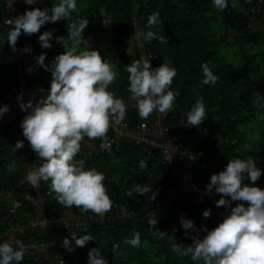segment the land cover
<instances>
[{
  "label": "trees",
  "instance_id": "obj_1",
  "mask_svg": "<svg viewBox=\"0 0 264 264\" xmlns=\"http://www.w3.org/2000/svg\"><path fill=\"white\" fill-rule=\"evenodd\" d=\"M59 2L46 0L38 7ZM76 4L78 11L69 21L43 25L33 48L45 54L46 60L54 51H66L58 38L70 44L68 24L87 19L78 53L97 50L111 66L116 78L108 90L125 102L130 127L136 129L142 120H161L150 131L161 128L157 129L165 134L164 140L182 133L179 179L172 178L171 166L157 147L149 153L148 145L126 138L105 151H97L95 144L81 148L74 160H83L85 169L104 174L107 193L117 206L112 203L110 211L101 217L60 205L56 194L46 191L51 181H41L37 188L26 181L33 163L42 161L30 144L23 142L21 149H15L21 140L13 117L25 112L13 113L11 108L19 102L10 104L8 115L0 117V244L10 243L15 249L16 240L22 241L25 252L20 264H88L93 248L100 249L107 264H203L194 261L191 253L173 252L172 245L186 249L194 244V237L202 240L242 202L217 207L221 194L213 189L210 196L198 195L201 185L206 189L211 176L225 170L230 160L250 157L261 169L255 186L264 189V0H227L228 6L222 11L213 0H76ZM6 13L5 0H0V102L4 90L17 78L7 39L10 28L4 22ZM105 15L110 18L109 25ZM152 15H158L159 22L149 25ZM46 31L53 34L51 48H43L39 41ZM149 31L163 36L166 42L158 38L146 41L138 35ZM89 34L94 38L91 45L85 40ZM141 57L149 59L153 69L166 63L176 70L169 89L176 100L167 114L153 111L147 119L139 117L125 67ZM204 65L218 77L215 84L204 83ZM51 80L44 75L34 79L32 85L39 91L33 106L47 97L50 91L43 87ZM197 101L204 103L206 116L200 125L191 126L186 115ZM149 135L161 139L160 135ZM142 161L146 167H141ZM12 164L15 168L10 170ZM243 183H253L246 173ZM137 185L152 192L129 196L127 193ZM3 189L11 192L9 197L1 193ZM171 191L172 203L158 206L156 201ZM154 193L155 199H151ZM208 209L211 215L205 218L203 212ZM182 218L193 221L195 228L184 229ZM150 220L157 223L150 226ZM72 233L89 234L93 239L77 247ZM136 233L140 234L138 247L125 243ZM65 237L73 251L62 246Z\"/></svg>",
  "mask_w": 264,
  "mask_h": 264
},
{
  "label": "clouds",
  "instance_id": "obj_2",
  "mask_svg": "<svg viewBox=\"0 0 264 264\" xmlns=\"http://www.w3.org/2000/svg\"><path fill=\"white\" fill-rule=\"evenodd\" d=\"M13 2L10 0V4ZM25 3L34 4L36 0H25ZM213 4L221 11L228 6L227 0H213ZM76 11V0H60L53 5L51 15L48 9L37 7L7 19L5 23L13 25L8 31V43L15 51L22 31L28 35L35 34L45 23L61 19L69 21L71 14ZM158 22V15L149 17V25ZM87 25V19L79 18L68 24V40L71 43L62 37L58 38L66 51L56 56L51 65L45 63V54L36 58L40 66L51 71L53 79L46 98H41L35 106L31 101L20 103L22 110L32 109L23 119L21 127L32 150L42 161L27 174L28 184L37 188L41 181H51L49 189L56 194L57 203L67 208L75 206L83 212L91 211L102 217L112 207L103 183L104 174L95 169H85L84 161L74 158L85 137L106 142L110 117L123 120L126 105L123 99L116 98L108 90L116 74L99 51L84 50L78 53ZM52 35V32L46 31L39 36L43 48H51ZM138 35H142L146 41L158 38L161 43L166 42L163 36L157 37L152 31ZM24 51L30 52L31 48H25ZM125 70L129 73L128 90L131 99L136 102L140 118L147 119L153 111L167 114L172 110L176 95L169 89L176 76L174 68L162 63L153 69L150 60L141 57L127 65ZM203 72L205 84L216 83L218 77L207 65L203 66ZM8 110L7 105L0 107V116ZM186 116L188 125H200L206 116L204 103L197 101ZM22 147V140L15 144L16 150ZM141 167H146L143 161ZM13 168L15 164L10 165V170ZM245 173L252 184L243 183ZM260 176L261 169L256 167L250 157L247 160H230L225 170L213 174L206 191L211 194L214 189L217 194H221L216 206H230L231 201L242 203L231 208L230 214L217 227L208 231L202 240L194 237V244L186 249L173 244L172 251L181 255L191 253L194 261L201 260L203 264H264V189L255 186ZM133 192L145 195L151 193L152 189L137 185L127 194L131 196ZM155 195L151 199H155ZM210 215V209L203 212L205 218ZM149 223L154 226L157 220H150ZM181 223L186 230L195 228L189 219L182 218ZM71 238L75 239L77 247H84L93 239L89 234L77 236L76 233H72ZM15 243V249L10 243L0 244V264H20L23 260L25 246L20 240ZM125 243L138 247L140 234L136 233L130 240L126 239ZM62 246L68 251L74 250L68 237L64 238ZM88 264H107L99 248L90 250Z\"/></svg>",
  "mask_w": 264,
  "mask_h": 264
},
{
  "label": "built area",
  "instance_id": "obj_3",
  "mask_svg": "<svg viewBox=\"0 0 264 264\" xmlns=\"http://www.w3.org/2000/svg\"><path fill=\"white\" fill-rule=\"evenodd\" d=\"M45 2L46 0H36V3L34 4H27L25 3V0H14V2L10 4V0H5V8L7 9V13L4 17V22L7 19L18 17L28 10L37 8L39 4H46ZM52 7L53 5L50 4L47 8H44L49 10V15L52 14ZM8 26L9 28L13 27V25ZM42 27L37 33L31 35L25 34L22 31L21 35L17 39L16 50L14 51L12 48V53L17 69V78L13 83L9 85L8 88L4 90V99L0 102V107H3L4 105L9 106L10 104L20 102L24 98H26L34 90V86L32 85L34 79L42 75V73L44 72L45 68L43 66H40L36 60V58L39 57L42 53L39 50L34 49L32 46L34 39L39 35ZM25 48H31V51L25 52ZM29 68H31L32 70L29 71ZM51 83L52 80L43 88L50 91ZM6 115H8V111L2 116ZM26 116V113H19L13 118L16 133L26 145H29L30 143L23 135V129L21 127V123ZM161 122V120L156 122L142 120L138 124V127L136 129H132L130 127L131 121L126 115L123 120H119L117 117H110V127L106 136V142H104L102 139L93 140L96 144L95 148L97 151H105L107 149H110L114 144L120 143L124 138L130 139L137 143L148 145L147 151L149 153H151L150 150L152 147H157L161 150L164 161L168 162L171 166L172 178L179 179V160L183 157V143L180 142L179 138L181 137L180 134L182 133L174 134L171 139L169 138L165 140L163 138L157 139L153 136H150V129L157 123ZM102 143L104 144V146H102ZM46 191L48 194L52 193L49 188H47ZM158 191H160V189ZM1 193H6L8 197L11 194V192L6 189H3ZM197 194L210 196V194L203 187V184L201 185V188L197 190ZM173 196V191H171L166 194V197H160L156 202L158 206L170 205L174 198ZM226 199L231 200V198L229 197H226ZM111 201L116 207L117 202H115L114 200Z\"/></svg>",
  "mask_w": 264,
  "mask_h": 264
},
{
  "label": "crops",
  "instance_id": "obj_4",
  "mask_svg": "<svg viewBox=\"0 0 264 264\" xmlns=\"http://www.w3.org/2000/svg\"><path fill=\"white\" fill-rule=\"evenodd\" d=\"M109 18V17H108ZM107 17H106V15H105V17H104V21H105V24H107V25H109V22H110V18L108 19ZM106 19H108L109 21H107ZM56 30V28H54L53 29V31H55ZM85 40H86V43H87V45H91L92 43H94V38H93V35L92 34H89V35H87V37L85 38ZM88 40V41H87ZM89 41H92V42H89ZM65 51H62V52H55L53 55L56 57V56H58V55H60V54H63ZM53 55L51 54V56L48 58V60H45V63L46 64H48V65H51L52 64V62L54 61V59L52 60V58H53ZM42 75H44L46 78H50V79H53V77H52V73H51V71H48V70H46V69H44V72L42 73ZM38 89V87H35L34 86V90L24 99V100H22L21 102H23V103H25V104H27L29 101H31L32 103H33V98H34V96L36 95V92L37 91H39V90H37ZM21 102H19V104H14L13 105V107L11 108V111L13 112V113H15V112H25L27 115H29L30 113H31V111H32V109L31 108H29V109H27V110H22L21 109V107H20V103ZM158 125H160V123H157V126ZM155 128V127H154ZM152 129L151 130V133L152 134H155V135H160V137L161 138H163V135H165V134H161V132H160V130H158L157 128H159V127H156L155 129ZM159 129H161V128H159ZM161 131H162V129H161ZM18 138L21 140V138L18 136ZM18 139V140H19ZM164 139V138H163ZM95 146V142L93 141V140H88V138H84V140H82L81 141V148H93ZM41 163H38V162H34L33 163V166H32V168H31V171L33 170V168L34 167H36V166H39Z\"/></svg>",
  "mask_w": 264,
  "mask_h": 264
},
{
  "label": "rangeland",
  "instance_id": "obj_5",
  "mask_svg": "<svg viewBox=\"0 0 264 264\" xmlns=\"http://www.w3.org/2000/svg\"><path fill=\"white\" fill-rule=\"evenodd\" d=\"M108 18V16H106ZM109 19V18H108ZM108 19H106L107 21H109ZM89 42H92V41H89ZM56 51L52 52V55L55 53ZM52 57V56H51ZM55 58V56L53 55V58L52 60Z\"/></svg>",
  "mask_w": 264,
  "mask_h": 264
}]
</instances>
